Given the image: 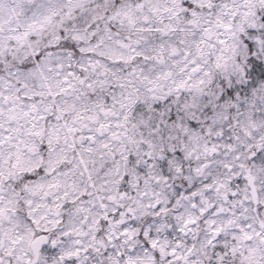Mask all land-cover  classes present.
<instances>
[{
  "label": "clouds",
  "instance_id": "clouds-1",
  "mask_svg": "<svg viewBox=\"0 0 264 264\" xmlns=\"http://www.w3.org/2000/svg\"><path fill=\"white\" fill-rule=\"evenodd\" d=\"M0 264H264V0H0Z\"/></svg>",
  "mask_w": 264,
  "mask_h": 264
}]
</instances>
